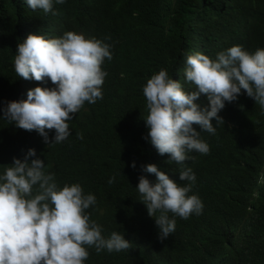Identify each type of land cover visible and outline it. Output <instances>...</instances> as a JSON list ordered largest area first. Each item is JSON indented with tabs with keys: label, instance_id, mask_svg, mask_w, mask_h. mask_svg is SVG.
Instances as JSON below:
<instances>
[{
	"label": "trees",
	"instance_id": "trees-1",
	"mask_svg": "<svg viewBox=\"0 0 264 264\" xmlns=\"http://www.w3.org/2000/svg\"><path fill=\"white\" fill-rule=\"evenodd\" d=\"M53 10L56 15H45L21 0H0V108L26 99L37 86L54 87L20 79L14 71L17 43L32 33L55 38L74 32L112 45L113 58L102 65L108 73L103 98L85 102L60 144H45L35 131L0 120V173L34 149L60 187L79 183L85 194L95 195L90 219L105 238L121 232L130 246L112 253L89 248L85 264H264V112L255 101L242 93L226 103L219 113L223 123L212 121L215 135L194 125L210 151L189 153L183 165H169L168 155L146 142L143 121V87L161 69L190 91L183 75L187 54L215 59L235 45L249 52L264 48V0H67ZM196 103L206 107L208 101L201 95ZM147 164L178 183L179 172L191 167L196 182L189 195L204 206L200 215L175 217V231L166 239L135 189Z\"/></svg>",
	"mask_w": 264,
	"mask_h": 264
},
{
	"label": "clouds",
	"instance_id": "clouds-1",
	"mask_svg": "<svg viewBox=\"0 0 264 264\" xmlns=\"http://www.w3.org/2000/svg\"><path fill=\"white\" fill-rule=\"evenodd\" d=\"M66 2L21 0L23 6L45 15H56L54 4ZM111 48L102 40L74 32L55 38L29 34L17 43L14 71L20 79L50 82L54 87L37 86L24 100L6 101L0 120L35 131L45 144L64 142L71 134L68 121L85 102L94 104L103 98L108 73L102 65L112 60ZM183 75L192 86L190 91L165 69L153 74L143 87L148 112L143 120L145 140L159 155H168L169 165H183L191 159L189 153L207 155L210 146L194 125L215 135L216 125L223 123L219 113L242 93L264 112V48L249 52L235 45L218 52L215 59L193 52L185 56ZM201 95L208 101L206 107L196 103ZM50 131H54L51 142ZM30 157H37L34 149H28L23 160L13 158L0 173V264H85L89 248L97 253L129 249L130 242L121 232L113 231L105 238L102 226L90 219L87 210L96 206L95 195L85 194L79 183L60 187L44 160L37 157L29 162ZM131 166L135 169V162ZM141 172L135 189L161 239L175 231V217L186 220L202 214L201 199L189 195L196 182L191 167L179 172V183L155 164L142 165ZM115 180L113 176L108 183Z\"/></svg>",
	"mask_w": 264,
	"mask_h": 264
}]
</instances>
